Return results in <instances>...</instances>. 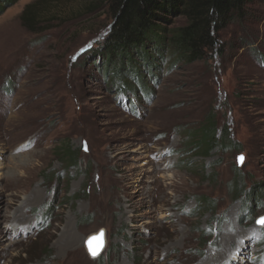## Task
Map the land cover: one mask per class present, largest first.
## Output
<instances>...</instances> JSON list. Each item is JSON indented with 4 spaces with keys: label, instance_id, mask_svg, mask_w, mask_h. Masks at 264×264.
I'll return each instance as SVG.
<instances>
[{
    "label": "rangeland",
    "instance_id": "374dc122",
    "mask_svg": "<svg viewBox=\"0 0 264 264\" xmlns=\"http://www.w3.org/2000/svg\"><path fill=\"white\" fill-rule=\"evenodd\" d=\"M104 3H0V264H264V0L133 93L106 84ZM210 121L230 145L208 153Z\"/></svg>",
    "mask_w": 264,
    "mask_h": 264
},
{
    "label": "trees",
    "instance_id": "16d2710c",
    "mask_svg": "<svg viewBox=\"0 0 264 264\" xmlns=\"http://www.w3.org/2000/svg\"><path fill=\"white\" fill-rule=\"evenodd\" d=\"M13 2L0 0L6 7ZM104 4L112 20L102 49L106 84L120 83L124 91L133 93L129 81L140 91L144 86L143 75L154 69L156 59L163 60L167 66L202 60L216 48V34L227 21L247 17L245 8L253 0H105ZM3 8L0 5V11ZM173 15L183 17L186 23L166 31L161 24ZM243 44L249 45L247 41ZM200 134L199 150L210 153L223 144L230 145L223 130L218 135L213 121L206 123ZM237 147L233 144L228 150Z\"/></svg>",
    "mask_w": 264,
    "mask_h": 264
},
{
    "label": "bare ground",
    "instance_id": "6f19581e",
    "mask_svg": "<svg viewBox=\"0 0 264 264\" xmlns=\"http://www.w3.org/2000/svg\"><path fill=\"white\" fill-rule=\"evenodd\" d=\"M124 189V188H123ZM163 196V195H162ZM164 199H161L158 204L164 205L163 201ZM162 207V206H161ZM136 218V217H135ZM22 217L20 216L19 218H13L12 219V224L15 223L18 220H21ZM237 236V235H236ZM229 240V239H228ZM60 247L63 249V251L68 255V254H73L72 252H78L79 250H81L79 247H77V240H76V236L74 234H72L70 232V230L66 229V231H64V233L62 234L61 238H60ZM105 247V244H104ZM222 259V258H221Z\"/></svg>",
    "mask_w": 264,
    "mask_h": 264
},
{
    "label": "water",
    "instance_id": "95a60500",
    "mask_svg": "<svg viewBox=\"0 0 264 264\" xmlns=\"http://www.w3.org/2000/svg\"><path fill=\"white\" fill-rule=\"evenodd\" d=\"M262 225V224H258ZM86 248L88 254L92 258L98 257L104 249V235L103 231H100L97 235L91 236L86 241Z\"/></svg>",
    "mask_w": 264,
    "mask_h": 264
},
{
    "label": "snow or ice",
    "instance_id": "6c2138e0",
    "mask_svg": "<svg viewBox=\"0 0 264 264\" xmlns=\"http://www.w3.org/2000/svg\"><path fill=\"white\" fill-rule=\"evenodd\" d=\"M257 223L264 225V218H261L260 220H258Z\"/></svg>",
    "mask_w": 264,
    "mask_h": 264
}]
</instances>
